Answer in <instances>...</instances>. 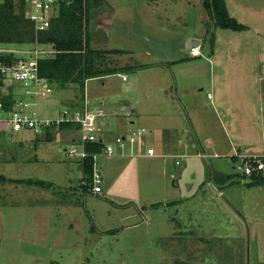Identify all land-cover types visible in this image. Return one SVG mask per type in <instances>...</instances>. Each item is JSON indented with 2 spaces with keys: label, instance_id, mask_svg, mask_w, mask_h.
Segmentation results:
<instances>
[{
  "label": "rangeland",
  "instance_id": "1",
  "mask_svg": "<svg viewBox=\"0 0 264 264\" xmlns=\"http://www.w3.org/2000/svg\"><path fill=\"white\" fill-rule=\"evenodd\" d=\"M170 2L103 0L90 11L88 27L89 46L122 52L105 54V64L114 65L117 58L119 72L104 76L103 86L90 79L83 90L91 107L102 101L108 112L100 118L105 141L111 142L109 134L124 133L117 127L121 120L132 130H150L146 139L157 155L98 157L102 191L97 194L81 161L65 156L74 133L52 130L48 140L45 133L35 137L24 131L29 143L22 146L0 140V264H264V183L242 176L241 158L231 157L232 148L264 145V34L215 27L205 11L199 18L208 26L200 56L193 57L183 38L197 12ZM50 9L56 12V6ZM102 14L104 27L96 32ZM52 87L51 96L39 101L41 115L55 114L50 104H79L83 95L75 86ZM161 88L171 100L165 105L182 110L189 138L197 137V129L186 128L185 120L197 105L214 108L223 122L225 111L215 103L221 94L235 114L234 129L216 123L215 129L202 130L214 141L203 149L198 138L174 149L162 145L153 124L168 126L172 119L144 113ZM17 91L16 97L26 98ZM132 108L134 114L125 117ZM114 109L124 114H112ZM30 180L41 184L26 183Z\"/></svg>",
  "mask_w": 264,
  "mask_h": 264
},
{
  "label": "built area",
  "instance_id": "2",
  "mask_svg": "<svg viewBox=\"0 0 264 264\" xmlns=\"http://www.w3.org/2000/svg\"><path fill=\"white\" fill-rule=\"evenodd\" d=\"M59 0H23L26 17L33 23L35 32L45 30L50 25V19L54 15L51 7ZM50 45L35 43L33 48L27 50H11L0 48V140L15 142L20 146V141H25L24 131L35 134L44 133L46 128L59 126L62 123H70L73 128L66 129L74 138L73 144L64 149L68 159L78 158L79 161L91 156L93 159L90 174V190L93 193L101 192L102 174L96 163L100 156H153V147L146 146L144 137L147 130L138 128L125 134L115 136L111 142L105 141L100 135V118L105 116V111L100 107H91L84 97L79 104L70 107L64 105L50 104L49 108L54 110L53 116L41 115L39 110L40 99L49 98L53 92L52 83L41 76L38 68L40 58H46L53 53ZM191 56H198V47L190 48ZM122 80L126 79L121 75ZM16 83L17 85H13ZM25 95V99L16 97L17 90ZM10 96V104L6 107L4 97ZM41 100V101H43ZM96 142L101 143L99 151L89 153L88 146ZM11 144V143H8ZM200 156H205L201 154ZM179 164V161H175ZM242 176L252 178L264 175V155L246 156L241 158L238 166Z\"/></svg>",
  "mask_w": 264,
  "mask_h": 264
},
{
  "label": "trees",
  "instance_id": "3",
  "mask_svg": "<svg viewBox=\"0 0 264 264\" xmlns=\"http://www.w3.org/2000/svg\"><path fill=\"white\" fill-rule=\"evenodd\" d=\"M103 0H59L55 5L56 12L50 19L47 29L35 32L33 23L26 17L25 5L20 0L0 2V44H32L50 45L53 53L38 61L39 73L52 84L60 88L75 86L83 94L88 79L104 77L119 72L117 68L105 64V54L122 53L119 50L93 49L89 46L88 27L90 11L102 5ZM204 8L215 27L242 31L246 25L229 15L225 0H204ZM213 38H211L212 41ZM10 96L4 97L6 107L10 104ZM73 128L70 123L46 128L44 133L50 138L52 130L60 131ZM52 141V139L50 140ZM100 142L88 146V152L99 151ZM93 159L91 156L81 160V167L90 178ZM252 180L264 183L263 176H253ZM26 183L41 184L37 180Z\"/></svg>",
  "mask_w": 264,
  "mask_h": 264
},
{
  "label": "crops",
  "instance_id": "4",
  "mask_svg": "<svg viewBox=\"0 0 264 264\" xmlns=\"http://www.w3.org/2000/svg\"><path fill=\"white\" fill-rule=\"evenodd\" d=\"M165 1H167V2L173 1V3L175 5H176V2L179 1V3L183 7L188 8L189 13H192L194 11L197 12L196 19H194V17H193L191 19V21L189 22V25L185 26V28H187V35L184 36L183 40L184 41L185 40L189 41L191 39L197 40L199 43L196 45V47H198L199 53H200V47L199 46L201 45V37L204 36V32L206 31V26H208V22L205 21V18H202V19L199 18V13H200V15L203 14V16H204V13L206 11L204 8V5H203L204 0H150V2H152L151 5H158V4H161L162 2H165ZM167 5L171 7L172 4L170 2V3H167ZM225 5H226V8H227L229 15L232 16L233 18H235L238 22H241L242 24L246 25L248 28L247 30L254 29L257 34L260 33V31L262 30V32L264 34V31H263L264 30L263 0H225ZM261 13H262V15H261ZM106 17H107V15H105V14H102L98 17L97 20L101 21V23H100V26H97L94 28V30L96 32L99 31L100 29H102V27H104V25H102V24L105 22ZM102 21H104V22H102ZM254 21L260 24V27H261L260 29L253 27L254 25H252V22H254ZM199 27L201 29H199ZM107 32L110 33V31H107ZM108 38L109 37H107V39ZM192 46H195V45H193L191 43L187 44V47H189V48H191ZM91 48H93V47H91ZM107 50H111V49H107ZM199 56H200V54L198 56H193V57H199ZM113 59H114V65H112V64H109V65L112 67L118 68L115 66V64L117 65V60H116L117 58L114 57ZM121 66H123V65H121ZM121 66H119V67H121ZM124 67H131V66L128 64H125ZM120 74L121 73H119L118 75L121 78ZM88 80H90V79H88ZM88 80H86V82ZM97 80L100 81L99 82L100 86H103L105 84L103 82V77H98ZM126 80H127V78L125 80H122V81H126ZM164 92L165 91L163 90V88L158 90L157 94L154 96V98H152V100H154L156 103L154 102V103L148 105L147 108H149V109H147V111L144 112V113H148L149 116H152L155 119L158 117V115L161 116V114H164V115L166 114V115L170 116L169 119H172L168 126L158 125L157 123L153 124V128L156 131L155 137H156V139H158V142L161 143L162 145H164V146L170 145L171 146L170 148L174 149L176 147L178 148L180 146H185L188 141H190V143H192V142L196 141V138H198L197 142L201 146V149H203L204 148V147H202L203 144L214 145V141L211 142L212 139L210 138L209 132L208 133L206 132L203 135L202 130H204V129H206V130L215 129L216 123L223 124V125L227 124L228 126L230 125L232 129H234L233 123H234V119H235V114L231 113L229 101L228 100L223 101L224 95L221 94V95L217 96L215 103H216V105L221 106L223 108V110L225 111L223 114L224 115L223 122L221 123V118H219V116L217 115L218 111H216L214 108L209 109V110H206V109L204 110V108H200V106L197 105L198 110L196 112L191 113V115H188V117L186 116V120H185L186 128H187V126H189V128H191V129L192 128L197 129V133H196L197 137L196 138H194V137L189 138V133L188 134L186 133V135H185V130H187V129L184 130L183 129L184 125L181 124V123H183V121H181L182 116H183L182 110L180 109V107L175 106L173 104H172V108L169 107L168 105H165L166 102L171 103V100L169 99L168 94H165V95L163 94ZM83 93H84L85 99L87 100V102L90 105L91 101L87 98L86 92H83ZM208 96H209V94H208ZM123 102H126V100L123 99L122 103ZM107 103L110 105H113V107H115V108H117V105H119L118 102H112L111 103L109 101ZM160 103H161V105L157 107V104H160ZM98 104L101 105L98 107L102 108L105 111V113H106L105 116H108V112L103 108V102L99 101ZM130 104H131V102H130ZM163 104H164V106H163ZM59 105H61V104H59ZM131 106H132V104H131ZM121 108L123 109L124 107H122L120 105L119 109L122 111ZM133 108L131 109V113H129V114L123 113L124 116L125 117H131L134 114L133 112L135 110ZM112 114H115L117 116L123 115V114L117 113L115 111V109H114ZM247 114H249V112ZM262 117L263 116H260V118H262ZM236 121H237V118H236ZM128 122L130 124L134 123V121L132 119H129ZM187 123H189L190 125L189 124L187 125ZM102 126L103 125L101 123L100 135L104 140H106L105 139V135H106L105 133L107 131L103 130ZM117 127L120 128V130H121V131L119 130V132H124L121 134H125V133L132 130L129 127H126L124 122H122L121 120L117 122ZM141 128H144V127H141ZM162 128H164L166 131L161 132ZM262 128L264 129V126H262L261 129ZM149 132H150V130L149 131L147 130V134ZM107 134H109V132ZM147 134H146V136H147ZM117 135H120V133L116 134V136ZM146 136L144 137L145 145L153 147L147 142ZM114 137L115 136H113V135L110 136V134H109V136H107L109 141H111ZM201 137H202V140H201ZM20 143L21 144L22 143L28 144L29 142L20 141ZM22 145H20V146H22ZM208 145L206 147H208ZM232 151H233V153H231L232 158H237V157L243 158L246 156H258V157H260V156L264 155V145L260 146V148L259 147H257V148L248 147L247 150L244 149L243 151L240 149H237V148L236 149L232 148ZM201 154H203V153H201ZM156 155L157 154L155 152L153 156H156ZM153 156H143V157H153ZM101 191H102V188H101Z\"/></svg>",
  "mask_w": 264,
  "mask_h": 264
},
{
  "label": "water",
  "instance_id": "5",
  "mask_svg": "<svg viewBox=\"0 0 264 264\" xmlns=\"http://www.w3.org/2000/svg\"><path fill=\"white\" fill-rule=\"evenodd\" d=\"M193 44V45H195V46H192V47H196V45L199 43L197 40H194V39H191V40H189L188 41V44Z\"/></svg>",
  "mask_w": 264,
  "mask_h": 264
}]
</instances>
